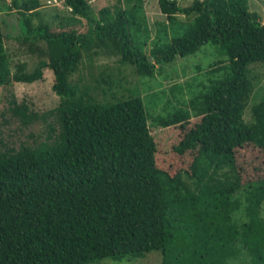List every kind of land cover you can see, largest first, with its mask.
<instances>
[{
  "label": "trees",
  "instance_id": "16d2710c",
  "mask_svg": "<svg viewBox=\"0 0 264 264\" xmlns=\"http://www.w3.org/2000/svg\"><path fill=\"white\" fill-rule=\"evenodd\" d=\"M19 0H12L18 8ZM40 6L41 0H25ZM41 3V4H40ZM68 20L84 18L85 32L33 25L38 9H15L19 42L38 54L34 68L13 63L0 18V85L31 83L53 73L58 105L34 112L9 101L22 122L55 117L45 140L0 150V264H96L159 251L161 264H264V175L242 183L237 148L264 152V95L244 110L253 92L249 65L264 63V24L247 0H158L169 40L153 42L137 32L146 26L142 4L123 0L94 11L89 0H64ZM1 9L9 10L2 3ZM0 9V13L1 10ZM187 17L181 22L177 15ZM161 29V28H160ZM147 36V35H146ZM218 45L226 60L211 63L217 74L183 108L151 117L139 95L111 89L99 100L85 83L72 80L80 63L101 54L117 56L136 74L152 76L156 64ZM97 87V86H96ZM175 87H171L174 90ZM179 147L193 151L186 167L170 174L156 159L149 119L185 128ZM227 171L219 173L224 167Z\"/></svg>",
  "mask_w": 264,
  "mask_h": 264
},
{
  "label": "rangeland",
  "instance_id": "374dc122",
  "mask_svg": "<svg viewBox=\"0 0 264 264\" xmlns=\"http://www.w3.org/2000/svg\"><path fill=\"white\" fill-rule=\"evenodd\" d=\"M117 0H89L92 8L97 12L100 8L113 5ZM124 6L130 7L138 2L142 4V13L145 15L146 26L143 31H138L140 39H145V52L154 41L160 39L161 42L169 40L168 34L164 33L161 23H166L165 16L160 12L158 0H123ZM180 6H186L192 0H176ZM8 5L9 10L1 9L2 3ZM18 8H15L12 0H0V13L4 44L13 63L12 72L18 62L26 63L27 70L36 66L39 60L38 54L28 52L26 45L16 38L19 28V14L15 9L35 10L38 9L39 17H33V25L42 22L49 26L51 30L57 31L64 28L74 29L77 32L87 30V22L84 18L68 20L69 9L65 6L64 0H41L40 6H31L25 0L18 1ZM248 8L259 15L260 21L264 24V0H247ZM181 22H186L187 17L183 14L177 15ZM161 28V29H160ZM166 32L169 26L166 23ZM147 35V36H146ZM226 55L218 46L211 43L202 45L196 52L186 56H176L170 62L156 64L152 76L137 75L131 65L122 64L117 56L101 54L91 59L89 64L87 58L80 63L78 70L73 74L72 80H77L93 89L94 94L101 101L110 99L107 93L105 96L102 90L106 91L109 84H98L101 78L110 80L111 89L119 93H127L141 96L147 108L149 116L165 115L173 108L184 107L187 99L193 94L201 91L204 86H208L217 74H208L209 65L218 61H225ZM250 76L254 87L249 103L244 110V120L251 119V105L264 95V63H252L249 65ZM53 73L49 68L43 69V78L31 83L12 81L8 85H0V150L8 148H19L22 144L35 145L41 140H45L48 134L47 123H53L56 127L55 117L50 115L47 119H34L22 122L14 116L9 109V101L15 98L17 103L24 101L30 109L39 114L55 108L59 103V97L52 90ZM97 86V87H96ZM171 87H175L171 90ZM200 117H193L186 124L181 126H160L152 119H149L151 134L157 145V163L170 174L176 173L180 168L186 167L190 161L193 151H188L179 147V142L184 133L197 122ZM236 165L241 182L247 183L251 179L264 175V152L252 145H244L236 149ZM226 166L219 173L228 171ZM261 215L264 217V202L261 206ZM161 254L159 251H151L142 257L124 258L123 260H113L105 258L96 264H161ZM249 258L245 264H251Z\"/></svg>",
  "mask_w": 264,
  "mask_h": 264
}]
</instances>
